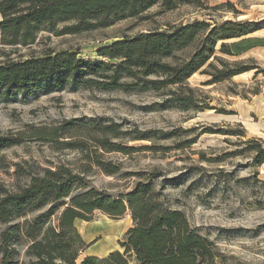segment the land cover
<instances>
[{
  "label": "rangeland",
  "instance_id": "374dc122",
  "mask_svg": "<svg viewBox=\"0 0 264 264\" xmlns=\"http://www.w3.org/2000/svg\"><path fill=\"white\" fill-rule=\"evenodd\" d=\"M4 4L6 0H0L1 8ZM23 7L31 9L32 5ZM227 19L253 22L257 29L244 37L264 40V0H194L192 4H179L165 11L157 3L140 16L123 18L92 31L56 35L53 30H60L67 22H54V29L44 25L31 44L0 45V62L64 50L86 59H100L96 49L122 36L156 28L164 30L194 20L205 21L212 27ZM240 38L243 37L233 40ZM196 43L177 51L175 59L188 58ZM219 43L215 46L217 55L254 69L210 84H207L210 77L203 73L208 69L205 66L198 69L187 81L192 93H186L193 96L195 103L207 106L204 110H180L169 104L171 94L167 92L173 87L158 91H105L68 84L45 87L33 95L0 96V132L19 140L1 151L0 181L8 186L14 181L12 173L17 163L33 170L38 165L52 168L59 163L80 167L84 153L64 148L47 135L28 136L36 131L49 133L51 127L66 120L95 121L100 117L107 123H118L123 131H148L146 139L135 140L125 134L110 138L137 149L130 153L97 149L101 160L112 162L120 170L107 175L92 166L85 173L92 185L118 195L136 182L145 181L156 170L158 174L152 181L160 199L166 207L183 212L196 231L218 244L222 264H264V182L260 181L264 180V162L254 166L253 152L243 142L249 138L264 141V45H253L235 56L220 53ZM255 90L259 92L254 94ZM241 131L244 135H238ZM227 132L233 134H223ZM81 136L73 134L59 139L78 141ZM37 215L29 212L9 224L0 223V235L10 224L18 222L21 228ZM55 223L56 215L47 220L52 226ZM130 226L128 210L119 218H110L97 210L89 221L76 220L75 227L87 243L76 264L85 254L98 256L114 249L123 251L119 242ZM19 236L18 241L11 238L6 243L0 239V244L14 247L13 258L18 264H26L30 260L26 255L30 240L22 228ZM128 264L137 263L131 257Z\"/></svg>",
  "mask_w": 264,
  "mask_h": 264
},
{
  "label": "trees",
  "instance_id": "16d2710c",
  "mask_svg": "<svg viewBox=\"0 0 264 264\" xmlns=\"http://www.w3.org/2000/svg\"><path fill=\"white\" fill-rule=\"evenodd\" d=\"M194 0H6L0 6V45H28L42 26L53 27L54 22H67L56 35L76 34L105 28L123 18L140 16L154 4L164 11L179 4H192ZM32 5L25 9L23 5ZM11 12L9 14H6ZM257 28L248 20H223L210 26L205 21L170 25L164 30L151 29L134 36H122L96 49L100 59H86L68 50L49 52L42 56L0 62V96L33 95L45 87L87 86L101 90H154L173 87L167 93L169 104L180 110H204L207 106L195 103L188 79L198 69L210 79L207 84L224 81L246 70L254 69L237 62H230L217 55H239L262 43L258 38L244 37ZM243 37L238 40H233ZM196 43L192 54L176 60L175 53ZM175 59L173 62L164 61ZM258 71V70H256ZM255 71V72H256ZM258 73V72H256ZM156 76V78H150ZM259 91L255 90V93ZM213 132V131H212ZM211 132V133H212ZM36 131L28 136L47 135L64 148H75L84 153L80 167L70 164H53L52 168L37 166L36 170L15 164L14 181L8 186L0 181V223H7L29 212L38 215L21 226L30 240L26 264H76L79 252L87 247L77 227L76 220H91L95 211L110 218H119L127 210L131 225L119 242L123 251L114 249L104 256L86 255L79 264H128L132 257L137 264H222L223 254L210 237L196 231L180 210L166 207L154 189L153 179L158 172H151L145 181H138L126 192L111 195L92 185L85 175L92 166L105 174L119 172L120 167L106 162L96 154L97 149L123 154L137 150L111 141L124 134L132 139H146L148 131L120 130L118 123L104 118L97 120L70 119L53 126L50 132ZM82 135L80 140L59 138ZM223 134H233L227 132ZM238 135H244L242 131ZM13 136L0 132L1 151L17 143ZM247 149L253 152L254 166L264 162V141L246 139ZM59 148V147H58ZM89 148L91 149L89 151ZM94 153V156H93ZM254 174V178H256ZM24 181H21L23 180ZM259 180V179H256ZM263 181L264 180H260ZM56 215L54 226L47 220ZM18 222L10 224L1 233L2 243L11 238L20 239ZM16 252L9 244H0V264H18ZM24 264V263H23Z\"/></svg>",
  "mask_w": 264,
  "mask_h": 264
},
{
  "label": "crops",
  "instance_id": "0c3cea01",
  "mask_svg": "<svg viewBox=\"0 0 264 264\" xmlns=\"http://www.w3.org/2000/svg\"><path fill=\"white\" fill-rule=\"evenodd\" d=\"M89 248V247H88ZM110 252V251H109ZM106 254L108 253L107 251L105 252ZM105 253H100L99 255H98V257L99 256H104V255H106ZM85 255H89V254H85ZM95 256H97V255H95Z\"/></svg>",
  "mask_w": 264,
  "mask_h": 264
}]
</instances>
